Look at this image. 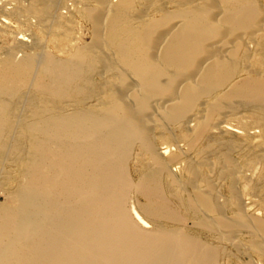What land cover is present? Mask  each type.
Segmentation results:
<instances>
[{"label": "bare ground", "instance_id": "obj_1", "mask_svg": "<svg viewBox=\"0 0 264 264\" xmlns=\"http://www.w3.org/2000/svg\"><path fill=\"white\" fill-rule=\"evenodd\" d=\"M33 1L41 21L54 15V0L42 9ZM262 1L80 0L91 43L66 59L0 60V190L16 176L0 205V264H219L227 253L185 232L169 193L217 243L246 230L264 257V221L235 199V146L212 144L216 131L238 133L226 120L241 113L264 131ZM69 39L59 30L54 40ZM158 135L188 150H160ZM252 157L263 159L264 148ZM180 160L194 189L185 202L170 171ZM204 171L231 180L234 218L224 219L216 178ZM133 195L153 229L130 208Z\"/></svg>", "mask_w": 264, "mask_h": 264}, {"label": "rangeland", "instance_id": "obj_2", "mask_svg": "<svg viewBox=\"0 0 264 264\" xmlns=\"http://www.w3.org/2000/svg\"><path fill=\"white\" fill-rule=\"evenodd\" d=\"M44 1H51V0L41 1L39 3L40 9L44 7L43 6ZM113 1L117 2L118 0L116 1L113 0ZM33 2H34L33 0H0V60L10 54L11 55L13 54V56L16 55L15 57L21 59L25 55H38L40 57H43V55H45L46 53L54 55L58 59H66L69 57L70 55L69 53L74 48L83 47L86 44L91 43L92 26L89 25L87 22L83 21L84 19L80 16L79 13H77L80 7H82L80 0H77V1L76 0H54V7H55L54 12H53L54 18L52 15L50 16L53 19L52 21H50L51 20L50 17H49L50 20L47 19L45 21L43 20L41 21L36 15L29 13V9H30L29 7L33 5ZM262 5L264 6L263 1H262ZM23 10H25V13ZM46 21H48L49 23ZM59 30H60V33L61 31L63 33L64 30L68 31L70 35V39L67 45L66 44L60 45L56 40H54L56 38V34L59 33ZM20 39H23L24 41H21ZM238 116L237 117L231 116L230 118H228V120H226L228 121L229 124H231L232 128H234V130L238 133H234V135L221 136L220 133L216 131L215 135H213L212 137L213 142L212 141L210 142H212V144L216 143L215 146L228 143V144L234 145L235 149H238V148L240 149L239 151L236 150L237 152L235 151V149L231 152V157L238 166V169L236 172L237 174L236 173L231 174V177H235V176L239 177V180L235 184V191L239 193L238 195L240 197L238 196V199L237 198L235 199L240 202L241 206L244 208L246 212V215H248L249 217L250 216L256 217L264 221V160H263L264 158L257 161V159L252 157L256 149L259 150L261 147L264 148V136L262 135L264 134V131L260 127L253 125L254 118L252 117L251 113L249 112L241 113L240 117ZM239 118L241 119L238 120ZM180 133H181V130H176L174 135L179 137ZM218 133L220 136L217 135ZM157 138H158L157 140L158 148L160 150H163L169 147V149L171 150L169 154L177 153L182 150L183 151L188 150V143L185 141H182L179 138L177 142L170 143V145L169 143H166L165 141L160 139V135H158ZM217 138L219 139L221 138V139L219 140ZM258 139L260 141H258ZM217 140H218V143L220 144H217ZM197 156L198 155L191 153L188 160L190 159V161H195ZM206 157H209V160L215 159V156H212L209 154L206 155ZM134 162L136 161L133 160L131 162L132 164H130V173H131L130 176L133 181L137 182L139 178L138 174L140 175L138 171H140L141 169V164L137 163L135 164L136 165L135 166L133 165ZM12 166H10L12 169L9 167L10 169L8 168L6 169V171L10 173V171L12 170L11 171L12 174L13 173L15 174L14 168L16 169V167L14 166L12 167ZM170 168H171L170 171H172V174H174V176L178 179V181L180 180L179 184L182 187L181 192H183L182 199H183V202H185L187 198L191 197V195L193 194V190H194L186 182V180H188L187 175L184 174L186 170V160L177 161L176 163L172 164ZM204 172H205L204 175L209 174V177L210 178L212 177L211 179L214 180L216 178L215 183H214L215 185L213 184L215 187L214 192H216L218 195V199H217L218 201H216V203L226 206V209L223 212L224 219L230 220L232 219L231 217L234 218L236 214L238 213V211L236 210V208L232 206H228L229 203H231L233 199L231 188H230L232 184L231 180L228 178H222V179L218 178L219 174L216 173L217 171L215 172L204 171ZM15 177H16L15 175L12 176V179H11L13 181V182L11 181L12 183L11 182H9V184L6 183V185L1 187L0 193L2 194H0V205L6 202L7 195H8L7 193L14 189L16 185ZM187 193L189 195H187ZM170 195L171 193H169V196H168L170 197L169 201L171 202L173 206L174 204L176 206V207L174 206L173 208L175 209L177 208L176 210H178V213L183 218L185 217L184 220L186 221L184 225L186 224L187 226V227L186 226L183 227V228L186 227V229H184L185 232H188L189 235L191 234L192 236L194 235L193 237L198 238L203 243H206L208 245L211 244V246H215V247L220 246L227 253V254L225 253L226 257L220 260L219 264L221 263L222 264H251V263L252 264H264V257L256 255L255 252L253 253V251H256L252 248L253 240L255 239V236L253 234L247 232L246 230L245 231L242 230L234 235L230 233L229 234L230 238H228L229 236L227 235V233H225L224 235L228 236V237L225 236L226 237L225 240L227 241L222 240L223 242L219 244L214 239L213 237L214 235H211L209 233L206 234L207 232L203 230L200 231V228H197L195 225H193V222L195 221L194 218L190 216V214H188L185 209H182L183 208L182 206L180 209V206H179L180 203L171 199L172 197ZM133 196L130 200V208L132 206V208L135 209V211L140 215V217H142L143 220H146L145 222H148L147 224H148V227H150V230L153 229L154 226L152 224V221H150L139 209V206L143 204L144 200L137 195H133ZM192 218L194 221L192 220ZM164 225L166 226V228H173V227L177 228L178 227V226L175 227L174 225L172 226V224L170 223L169 224L164 223ZM225 242H227L228 245ZM259 246L264 251V241L260 243Z\"/></svg>", "mask_w": 264, "mask_h": 264}]
</instances>
